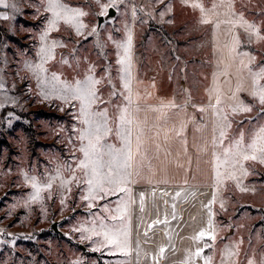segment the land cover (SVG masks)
Instances as JSON below:
<instances>
[{
    "label": "rangeland",
    "instance_id": "obj_1",
    "mask_svg": "<svg viewBox=\"0 0 264 264\" xmlns=\"http://www.w3.org/2000/svg\"><path fill=\"white\" fill-rule=\"evenodd\" d=\"M67 2L89 13L84 17L88 28L84 36H77L65 25L53 32L51 38L63 41L66 46L56 49V59L48 67L63 79L72 80L82 79L88 67L95 65L96 77L105 78L99 89L107 103L94 107H107L109 124L114 130L107 141L117 147L121 142L115 137L118 125L114 121L119 115L117 105L123 106L125 101L123 96L111 93L113 90L125 92L118 74L117 60L121 50L117 44L126 40L129 31L132 34V98L135 92L146 101L156 94L166 93L169 102L176 103L188 96L189 103L201 110L206 102L202 92L213 72L214 60L223 65L226 59L232 64L230 84L217 79L218 87L221 83V88L229 91H234L238 81L243 83L240 59L246 62L254 58V68L264 65V40L253 39L249 43L243 29L237 28L240 43L236 52L247 51L249 57L233 53V58H229L226 45L231 46V37L228 32H223L214 43L215 27L201 23V13L190 6L191 0L188 3L185 0H115L116 6L110 7L107 15L98 13L102 11L101 4L110 3V0H100V4L96 0ZM214 2L219 3V0H203L206 7ZM7 3L15 4L16 8L5 5L0 8V83L4 85L0 89V101L5 104L0 108V264H73L78 260L82 264H118L121 261L129 264V255H111L115 250L108 248L94 251L97 244L82 240L81 233L74 231L93 220L92 213L108 215L102 206L107 204L114 209L117 202L116 196H110L96 201L97 206L89 209L82 199L86 194L82 171L75 172L81 183L74 180L68 186L70 191L61 187L57 180L51 190L42 193V201L26 203L33 189L26 182L25 174L43 182L48 176L56 175L60 168L63 178H71L68 166L75 168L77 159L82 158L78 150L80 142L76 139L80 124L73 118L75 108L55 96L44 99L40 95L41 89L34 76L25 68L27 61L36 59L38 36L49 15L43 0H7ZM134 6L135 21L131 12ZM218 12L221 21L233 19L232 12L243 13L248 22H255L264 33V0H234L231 10L228 0H224ZM222 26L228 31V25L221 24L220 28ZM92 28L96 31L89 35ZM221 45L224 57L220 59ZM62 56L68 59V65L60 63ZM218 69L217 66L216 72H220ZM154 80H157L156 85ZM226 93L222 97L231 98ZM240 103L250 105L252 110L233 114L232 106ZM217 107L221 114H228L232 123L228 139L243 132L247 141L250 130L264 125V105L245 91ZM130 111L134 120L133 104ZM245 167L248 175L240 177L239 187L230 179H223L219 186L216 183V239L209 240L207 243L213 247L205 249V256L213 258L212 264H221L226 247L231 245H239L238 256L232 258L233 264H248L250 259L264 264V163L248 161ZM241 187L247 190L241 191ZM124 199L129 205V196L124 195ZM224 264H228L227 259Z\"/></svg>",
    "mask_w": 264,
    "mask_h": 264
},
{
    "label": "snow or ice",
    "instance_id": "obj_2",
    "mask_svg": "<svg viewBox=\"0 0 264 264\" xmlns=\"http://www.w3.org/2000/svg\"><path fill=\"white\" fill-rule=\"evenodd\" d=\"M163 2V0H161ZM186 3L189 0H185ZM45 12L49 15L45 17V27L41 30L38 36L39 48L36 52V59L27 61L25 68L34 76L37 86L41 89L40 95L44 99H51L53 96L64 101L75 108L73 118L80 124L76 129V139L80 142L79 152L82 158L77 159L75 168L71 165L68 170L71 173L70 179L63 178L60 168H57L56 175L48 176L46 180L41 182L36 177H29L25 174V180L33 189L29 200L26 203H35L43 200L42 193L46 190H51L53 184L59 180L61 187H65L70 191L69 185L75 180L78 184L81 180L77 178L75 172L80 170L83 172L82 183L86 194L82 199L87 202L89 209L95 208L96 201L105 200L110 196H116L117 202L114 209L109 208L107 204L103 205V211L108 215H97L92 213L95 217L90 222L80 225L74 231L81 233V239L86 241H93L97 244L94 251H101L103 248L114 249L110 252L111 255L120 253L122 255H131V226L130 216L128 215V201L124 199V195L130 198L131 189L127 185L131 182L133 175V161L135 156L141 154L143 147L144 129L139 122H134L132 113L130 111L133 104L132 98V62H131V46L132 34L129 31L127 38L122 43L117 44V48L121 50L118 53L117 64L120 66L118 74L123 81V88L125 92H118L113 90L112 96H123L124 105H117L118 117L114 121L117 123L115 129V137L121 142V146L117 147L112 143H108L107 138L113 135V128L109 124V114L107 107H94L98 104H105L106 101L100 94L99 85L105 79L103 76L96 77L95 65H90L86 74L82 79L73 78L72 80L63 79L61 74L56 71H50L48 64L56 59V49L63 48L66 45L61 40L51 38L53 32H58L61 25H65L72 29L77 36H84L85 29L88 25L84 23V17L89 13L83 8L70 5L67 0H43ZM100 4V0H96ZM0 4L6 7L16 8L15 4L9 5L7 0H0ZM224 0H219V3H211L210 7H206L203 0H191L190 6L193 9H198L201 13V23L213 24L217 29L221 24L229 26L228 34L231 37L230 45L228 47V56L233 58V53L236 56L247 57L248 53L236 52L239 46V38L236 35V29L242 28L249 38V43L253 39L260 41L264 40V33L261 27L255 22H248L243 13L232 12L233 19L221 21L219 19L218 9L223 6ZM115 0H110V3L101 4L102 11L98 15H107L110 7H115ZM234 7V0H228V8L231 10ZM170 10V9H169ZM135 9H132L135 15ZM163 15V13H161ZM215 17V19H213ZM4 18H7L5 15ZM96 29L92 28L89 35L95 33ZM249 58L248 63L240 59L239 63L242 69H246L248 73L247 79L250 81L247 87L241 82H237L234 91H231V98L236 99L237 93L247 91L248 94L257 100L260 105H264V65L252 67V60ZM60 63L69 64L68 59L61 57ZM107 71V69L105 70ZM108 82L111 84V74L109 73ZM3 83H0V89H3ZM114 88V86H113ZM221 103L219 97L216 100V106ZM5 104L0 101V108H4ZM170 107L176 105L170 104ZM215 107V106H214ZM252 110L250 105L243 103L232 106L233 114L238 112H250ZM139 111V108H137ZM203 111V109H201ZM264 114V113H262ZM215 115L218 118L216 127L219 129V136L213 137V144L217 145L220 150L214 153L215 160V177L216 183L219 186L223 179H230L237 182L240 186V177L247 176L248 171L245 163L248 161H258L264 163V125H259L250 130L249 138L246 141L243 132H240L238 137L228 139V130L231 129L232 123L228 119V114H221L217 111ZM135 123V128H134ZM243 123V122H240ZM228 143L225 144V140ZM135 141V155L133 151V144ZM139 175V172H137ZM247 189L241 187V191ZM124 194V195H121ZM167 195V193H166ZM176 196H180L177 192ZM216 197L209 205H205L209 209L208 229L201 230L197 235L192 237V240L199 241L205 237L210 240L216 239L214 225L211 217V204L215 202ZM144 194L140 195V206L143 210ZM64 203V200L61 201ZM175 207V205H173ZM223 208V202H221ZM175 218V217H173ZM165 221H154L153 223H164ZM151 227V225L149 226ZM95 238V239H94ZM213 247L210 243H205L204 247H199L192 255L199 257L206 248ZM239 245H231L226 247L224 260L227 259L228 264H233V257L238 256ZM161 255L165 252V248L159 249ZM212 257L205 256L204 264H212ZM73 264H82L81 261H75ZM124 264V262H118ZM248 264H256L254 259L248 260Z\"/></svg>",
    "mask_w": 264,
    "mask_h": 264
},
{
    "label": "crops",
    "instance_id": "obj_3",
    "mask_svg": "<svg viewBox=\"0 0 264 264\" xmlns=\"http://www.w3.org/2000/svg\"><path fill=\"white\" fill-rule=\"evenodd\" d=\"M223 32H228L223 26L213 29L214 43ZM218 56L224 57L222 45ZM221 64L214 60L213 72L202 92L206 98L203 111L189 103L188 96L174 103L176 107H170L173 102H169L166 93L156 94L149 101L145 97L139 98L136 92L133 95L134 122H139L144 135L141 154L133 161L129 185L132 249L129 264H202L204 261L205 251L199 257L192 254L210 239L194 241L192 237L208 229L209 209L205 205L217 195L214 167L217 145L213 144V137H217L216 100L217 97L221 103L231 100L222 97L226 92L231 95V90L221 88V83L218 87L217 79L230 84L229 71L232 70V64L226 59ZM217 66L220 72H216ZM243 72V84L247 87L250 83L248 73L246 69ZM156 82L154 80L153 84ZM133 151L135 155V141ZM177 192L180 193L178 197ZM141 193L144 194L143 210ZM215 204L216 199L211 204L214 231ZM157 220L166 222L154 224ZM161 247L165 248L163 255L159 252Z\"/></svg>",
    "mask_w": 264,
    "mask_h": 264
},
{
    "label": "bare ground",
    "instance_id": "obj_4",
    "mask_svg": "<svg viewBox=\"0 0 264 264\" xmlns=\"http://www.w3.org/2000/svg\"><path fill=\"white\" fill-rule=\"evenodd\" d=\"M136 6L133 7V9H135ZM136 10V9H135ZM132 12V10H131ZM135 16H136V11H135V15H133V12H132V19L134 18V21H135ZM132 26V25H131ZM77 127V126H76Z\"/></svg>",
    "mask_w": 264,
    "mask_h": 264
},
{
    "label": "trees",
    "instance_id": "obj_5",
    "mask_svg": "<svg viewBox=\"0 0 264 264\" xmlns=\"http://www.w3.org/2000/svg\"><path fill=\"white\" fill-rule=\"evenodd\" d=\"M1 27H2V24H1V21H0V29H1Z\"/></svg>",
    "mask_w": 264,
    "mask_h": 264
}]
</instances>
